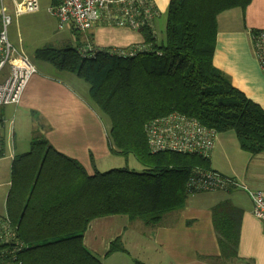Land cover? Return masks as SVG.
<instances>
[{
  "label": "trees",
  "instance_id": "16d2710c",
  "mask_svg": "<svg viewBox=\"0 0 264 264\" xmlns=\"http://www.w3.org/2000/svg\"><path fill=\"white\" fill-rule=\"evenodd\" d=\"M249 2L171 0L163 41L155 32L158 15L136 30L141 41L126 47H97L90 36L70 30L76 47L48 43L35 50V61L86 84L87 98L109 122L110 153L132 156L142 170L89 174L35 132L28 152L12 160L5 200L4 215L24 244L22 264H102L83 244L92 220L119 215L156 226L165 214L185 208L187 179L195 169L213 171L210 157L150 152L145 126L152 120L178 113L216 134L233 133L250 156L264 152V110L213 65L218 16ZM211 213L217 259L237 258L241 211L224 200ZM124 251L116 239L108 254Z\"/></svg>",
  "mask_w": 264,
  "mask_h": 264
},
{
  "label": "crops",
  "instance_id": "0c3cea01",
  "mask_svg": "<svg viewBox=\"0 0 264 264\" xmlns=\"http://www.w3.org/2000/svg\"><path fill=\"white\" fill-rule=\"evenodd\" d=\"M152 1L159 17L164 16L171 0ZM112 27L100 24L86 35L97 47L119 48L140 42L132 40L129 29L115 27L121 33L114 34L111 42L100 43L99 39L106 37L102 34ZM217 29L214 67L264 110V72L252 42L253 34L264 31V0H250L245 9L221 13ZM35 68L37 72L30 77L20 102L0 107V215L5 214L12 160L28 152L35 132L57 151L81 163L89 174L93 169L99 171L113 156L107 140L109 122L88 105L87 87L74 75L59 77ZM222 157L226 165L220 166ZM210 166L249 188L264 190V152L250 156L230 133L216 134ZM211 195L207 199L202 197L204 193L194 195L183 210L165 214L156 226L119 215L94 219L83 235V244L102 264H264V225L253 215L246 193L234 190ZM224 200L241 211L237 258L228 262L217 259L220 250L211 213L212 207ZM116 239L125 251L108 254Z\"/></svg>",
  "mask_w": 264,
  "mask_h": 264
},
{
  "label": "built area",
  "instance_id": "2783aa9c",
  "mask_svg": "<svg viewBox=\"0 0 264 264\" xmlns=\"http://www.w3.org/2000/svg\"><path fill=\"white\" fill-rule=\"evenodd\" d=\"M5 1L0 0V107L18 104L30 77L37 72L26 55L9 41L8 27L12 17ZM7 1L14 17L40 10L39 0ZM47 11L56 20L58 30L84 34L100 24L136 31L158 17L152 0H56L55 3L51 0ZM252 42L264 72V31L253 34ZM91 47L88 45V51L92 50ZM80 53L87 55L85 51ZM145 135L150 152L194 153L204 157H210L216 138L214 130L178 113L150 121L145 126ZM186 190L191 196L241 190L251 201L253 215L264 225L262 189L249 188L216 171L195 169L187 179ZM23 249L24 244L15 236L9 220L0 215V264H22Z\"/></svg>",
  "mask_w": 264,
  "mask_h": 264
},
{
  "label": "rangeland",
  "instance_id": "374dc122",
  "mask_svg": "<svg viewBox=\"0 0 264 264\" xmlns=\"http://www.w3.org/2000/svg\"><path fill=\"white\" fill-rule=\"evenodd\" d=\"M40 3V10L35 14H29V15H23L20 17H14L12 15V10L10 7L9 1H5L4 4L6 8L8 9L9 14L12 17V22L10 26L8 27V38L10 43L18 50L22 51L26 57L29 59V61L35 65L38 69L50 71L55 75H58L59 77H63L65 73H58L55 71L51 66L37 62L33 58V54L35 50L43 47L45 44L48 43H57L58 45H61L62 43H67V46L70 47H76V41L72 34L68 30H58L57 29V23L56 20L48 13L47 8L50 6L51 0H39ZM165 21H166V15L160 16L155 25V32L157 34L158 40L163 41L164 40V28H165ZM114 28V29H113ZM106 34H102V36H106L103 39H99L100 43H106L111 42L114 34H120L121 30L112 27L111 29H106ZM129 31L132 33V40L134 41H141V35L138 31H132L129 29ZM89 32V31H88ZM87 34V33H85ZM85 40V38H82ZM79 80V79H78ZM83 86L86 87V84L79 80ZM87 99L88 105L93 108L98 115L106 122L107 118L100 113L96 107L93 105V103L90 101V99ZM226 137L228 135H225ZM230 136H234L233 133H230ZM220 166L223 164L226 165V162L224 158L222 157L220 162ZM99 165H102V163H99ZM213 165H218L217 163H213ZM113 168H127L132 171H141V166L136 162V160L129 156L127 158L121 157V156H112L109 163L107 165H103L101 168H99V171H108L109 169ZM212 193H204L205 196H202L204 198H212L214 195H211ZM193 196L189 197L192 198Z\"/></svg>",
  "mask_w": 264,
  "mask_h": 264
}]
</instances>
